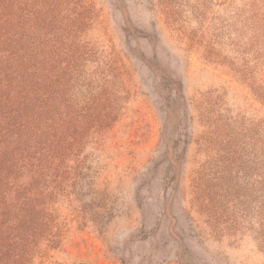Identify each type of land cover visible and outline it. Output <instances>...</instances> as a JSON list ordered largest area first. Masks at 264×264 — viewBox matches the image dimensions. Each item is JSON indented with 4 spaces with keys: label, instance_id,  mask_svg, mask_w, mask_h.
<instances>
[{
    "label": "rangeland",
    "instance_id": "obj_1",
    "mask_svg": "<svg viewBox=\"0 0 264 264\" xmlns=\"http://www.w3.org/2000/svg\"><path fill=\"white\" fill-rule=\"evenodd\" d=\"M45 3L0 30V207L32 263L264 264V0Z\"/></svg>",
    "mask_w": 264,
    "mask_h": 264
},
{
    "label": "trees",
    "instance_id": "obj_2",
    "mask_svg": "<svg viewBox=\"0 0 264 264\" xmlns=\"http://www.w3.org/2000/svg\"><path fill=\"white\" fill-rule=\"evenodd\" d=\"M18 1L21 3V0H14V2ZM32 1L33 0H25V2L31 3ZM34 1L38 2V0ZM43 1L44 0L39 1L37 7L35 5L33 8H26V10H22L21 13V4L19 5L18 3L16 9H13L12 11L7 8L11 0H0V30H4V25L18 26V23H21V19L27 20L29 17L32 18V20H36V22L32 24L33 28H39L38 26L41 24L38 20L46 21L44 16L49 17L48 12H42V9L46 10L43 6L47 5L46 3L42 4ZM6 3H8L7 6H5ZM46 83L47 84H42L38 82L36 84V89L40 91L41 96L45 97L48 96L46 88L54 86L48 79ZM50 107H52V103L48 105V108ZM2 110L4 113L13 112L10 117L6 115L2 120L3 122H7L9 126H12L18 121V112H15V103L13 110L9 108ZM25 116L26 115L23 117ZM8 131V127L3 126L0 123V132L6 133ZM0 193H3L1 197L7 196V190H5V192L4 190H0ZM8 206L9 204L6 203L0 207V264H15V262H12L11 259L13 255L20 256L19 252H21V264H33L31 260V249H29V247L31 246V242L36 237V228H21V222L23 221L24 223L25 221V214L23 215V218H21V216H17L16 219H11V212L8 211Z\"/></svg>",
    "mask_w": 264,
    "mask_h": 264
}]
</instances>
